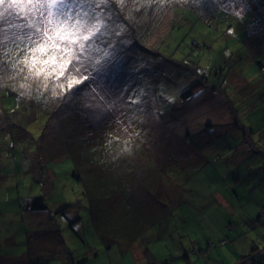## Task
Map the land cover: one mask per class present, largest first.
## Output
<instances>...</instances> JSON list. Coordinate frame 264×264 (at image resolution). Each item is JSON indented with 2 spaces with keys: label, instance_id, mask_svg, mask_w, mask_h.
I'll return each instance as SVG.
<instances>
[{
  "label": "rangeland",
  "instance_id": "1",
  "mask_svg": "<svg viewBox=\"0 0 264 264\" xmlns=\"http://www.w3.org/2000/svg\"><path fill=\"white\" fill-rule=\"evenodd\" d=\"M109 2L84 112L0 22V264H264V0Z\"/></svg>",
  "mask_w": 264,
  "mask_h": 264
},
{
  "label": "snow or ice",
  "instance_id": "2",
  "mask_svg": "<svg viewBox=\"0 0 264 264\" xmlns=\"http://www.w3.org/2000/svg\"><path fill=\"white\" fill-rule=\"evenodd\" d=\"M110 8L109 0H102L100 7L96 6V0H0V22L23 33L21 39L26 47L23 60L18 63L37 76L63 78L68 90H78L88 77L76 79L71 72L79 71L76 65L81 55L105 30L108 19L105 13ZM6 16L19 18L23 23L13 24L5 20Z\"/></svg>",
  "mask_w": 264,
  "mask_h": 264
},
{
  "label": "trees",
  "instance_id": "3",
  "mask_svg": "<svg viewBox=\"0 0 264 264\" xmlns=\"http://www.w3.org/2000/svg\"><path fill=\"white\" fill-rule=\"evenodd\" d=\"M193 84H194V83H193ZM193 84H192V85H193ZM192 85H191L189 88H187L185 91L181 92V94L179 95V98H180L181 101H187V100L192 99L193 97H195V96L197 95V92H198V91L200 92L202 89H204V87H205L207 84L199 80V81L195 82V86H194V87H192ZM75 94H77V90H75V92H73V94H72V92H70V93L68 94L67 98H68V100H71V101H72V106L77 107L78 110L84 112L83 107H82V106L84 105V104H83L84 101L80 102L79 100H77V99L74 97ZM188 135H190V134H188ZM193 142H197V139H194ZM240 144H241V143L238 144V146H237L236 149H239V145H240ZM247 145H248V144H247ZM253 164H254L256 167L259 166V165L256 164V163H253ZM255 185H257V184L255 183ZM43 198H44V197L41 196V195H37V196H35L34 199H33L32 204L28 205V207L30 208V206H31V207L36 208V209H47V208H48V205L45 203V201L42 200ZM76 220H77L78 222L81 221V217H80V215H78V216L76 217ZM258 223H259V218L256 217V218L252 221V223H246V227H247V229H249V228H251V227L257 225ZM27 257H28V254H27ZM24 260H25V259H24ZM29 260H30V259H29ZM24 264H25V263H24ZM28 264H30V261H29Z\"/></svg>",
  "mask_w": 264,
  "mask_h": 264
}]
</instances>
